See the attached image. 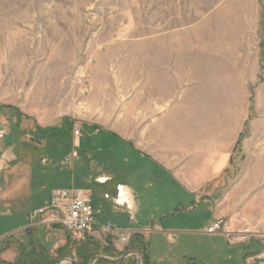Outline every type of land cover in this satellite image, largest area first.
<instances>
[{"label":"rangeland","instance_id":"rangeland-1","mask_svg":"<svg viewBox=\"0 0 264 264\" xmlns=\"http://www.w3.org/2000/svg\"><path fill=\"white\" fill-rule=\"evenodd\" d=\"M163 61L167 71L176 65L178 79H193L188 83L191 89L212 93L214 116L227 113L230 125L244 118L245 137L254 130L253 138H241L254 153L242 151L239 142L221 180L225 194L236 189L243 170L262 174L264 167L257 168L250 161L256 156L264 158V0H0V126L9 128L2 143L16 145L25 141L21 137L26 134L46 142L54 138L55 146L66 152L72 148L70 125L74 123L94 121L123 131L126 98L141 90L140 79H165ZM126 79H133V85ZM11 108L41 120L39 124L59 126L23 127L18 115L13 121ZM106 134L89 136L85 144L92 145ZM87 145L75 149L79 156L85 154ZM40 159L36 166L12 176V197L0 202V236L27 226V214L42 206L50 188L58 183L54 179L48 182ZM238 161H243L241 168ZM79 162L81 169H73V176L79 178L108 169L107 162L91 154ZM70 176L56 186L91 189L98 216L128 228L127 214L114 209L96 192L95 185L79 178L70 182ZM247 181L251 186L247 192L252 193L248 207L226 206L217 213L233 229L264 219V178H244L241 185L246 190ZM241 189L235 190V198L242 194ZM212 213L211 204H202L162 219L163 232L146 235L151 263L184 264L196 256L205 264H244L246 242L230 243L223 234L204 233ZM151 214L159 213L142 210L136 217L147 224ZM33 230L45 247V260H30V264H81L76 249L80 246L82 250L83 242L64 229L42 226ZM66 235L68 244L59 250ZM7 236L0 238L1 250L11 241L21 242L23 247L18 244L14 259H0V264H20L21 255L29 251L40 254L29 247L32 237L28 233ZM83 246L93 255H103L95 244ZM112 248L116 250L113 246L108 248L110 252ZM130 257L138 261L140 256L132 252L114 263L125 264Z\"/></svg>","mask_w":264,"mask_h":264},{"label":"crops","instance_id":"crops-1","mask_svg":"<svg viewBox=\"0 0 264 264\" xmlns=\"http://www.w3.org/2000/svg\"><path fill=\"white\" fill-rule=\"evenodd\" d=\"M162 64L163 78L165 79H140L141 90H136L131 94V97L126 98L123 131L112 125L99 126L100 123L93 121L92 123L79 124L80 134L74 136L73 126L70 125L72 148L63 152L51 141L54 138H50V141L46 142L38 135L40 139L25 134L21 137H24L25 141H19L16 145L2 143V140L9 133L7 127V133L0 139V202L12 197L13 192L10 189L13 183L12 176L15 174V176L21 175L24 172L23 169L28 170V168L36 166L38 159L41 158L40 164L43 167L41 172L48 174L50 177H48V182L51 179L57 180L58 183L67 182L69 175H71L70 182H74L79 176H73V171L75 168L80 170L83 165L79 161H82L85 155L91 154L94 158L98 157L99 160L107 162L108 169L95 172L93 175L88 174L87 179H84L83 176L78 180L95 185L96 192H99L105 200L110 201L114 209H121L127 214V219L131 222L128 228L113 223L117 228L125 230L130 235L139 233L145 242L147 241L145 240L146 235L149 232H163L161 230L162 219L169 218L176 211L182 209L194 210L202 204L208 206L211 204L213 213L210 222L214 217H218L217 213L224 210L223 207L228 206V208L236 209L240 205L248 207L247 199L252 198V193L247 191L251 186L247 181L248 188L247 190L243 189V185H241L243 179L247 177L248 180H258L264 178V172L262 174L252 172L247 167L248 172L243 170L238 175L237 181H239V184L236 189L234 187L230 188L226 194L223 190V182H221L234 159L237 148L242 144V151L244 149L245 151L251 150L246 148L248 146L246 142H241V138L245 137L242 134L244 118L241 120L235 119L230 125L227 113L222 114L220 117L214 116L212 93L198 91V88L195 91V87L191 89L192 87H188V83H191L193 79H178L176 65L172 71H167L164 61ZM129 82L132 86L134 81L133 79L131 81L126 79V83ZM11 109L14 111L13 121L16 120V114L21 121L20 124L23 127H30L31 130H34L32 126L35 124L45 128L59 126L39 124L41 120L29 119L24 117L19 110ZM90 128H92V131L89 130ZM102 131L107 132L104 139H99L98 142L92 141V145L85 144L89 136L99 135ZM34 133L36 134V132ZM251 134L252 137L247 136L245 139L253 138L254 130L251 131ZM238 142H240L239 146ZM82 144L87 145L88 149L83 156H79L78 153L80 152L75 149L81 148ZM254 150L251 151L254 153ZM251 162L258 165L257 168L264 167V158L260 159V156L252 158ZM239 163L238 168H241L243 161L236 162V164ZM18 168L20 169L19 172ZM103 178H105V181L99 180ZM58 183L50 189L52 190L56 185H60ZM65 185L56 187H67L73 184ZM118 185L125 189L129 202L133 203L135 214L132 218L129 217L123 205H118L113 201ZM240 187L243 189H241L242 194L235 198V190L238 192L237 190ZM51 190L46 195L44 204L40 207L48 204ZM230 201L233 203L230 204ZM93 210L98 222L107 221H103L98 216L99 209L95 210L94 192ZM142 210L159 214H151L148 217L147 224H144L136 217L137 213ZM27 216V223H29L30 213ZM260 222H264V219H260L258 224L247 223L256 233L248 242L243 244L244 249H246L243 258L244 264H264V223L259 224ZM28 226L29 224L4 233L0 238L8 239L9 236L7 235L10 233H28L32 237L29 247L40 250L42 253L45 252L44 245L34 236L35 230H33L42 226ZM43 227L64 229L62 226L53 227V225ZM204 233L211 235L206 232V229ZM66 234L68 235L67 232ZM67 235L58 248L66 245ZM86 242L99 246L101 250L102 247L106 246L104 249L109 252V256H107L109 258L117 257V254L128 245V243L124 244L113 239L109 234L101 232L98 228ZM8 244L5 249H0L1 260L14 259L17 255V245L19 244L20 248L23 247L21 242L16 245V242L11 241ZM113 246H116V250L112 248L113 252H110L108 248L111 249ZM259 246L262 247L259 248ZM146 250L149 256L148 246ZM30 259L34 260V258ZM192 261L197 264H205L203 260L196 256L189 258L184 264H191Z\"/></svg>","mask_w":264,"mask_h":264},{"label":"built area","instance_id":"built-area-1","mask_svg":"<svg viewBox=\"0 0 264 264\" xmlns=\"http://www.w3.org/2000/svg\"><path fill=\"white\" fill-rule=\"evenodd\" d=\"M7 130L0 127V139L4 137ZM80 134L78 123L73 125V135ZM105 181V178L99 179ZM114 203L123 205L132 218L135 208L129 202L125 189L120 185L116 187ZM60 224L68 234L76 241L85 242L98 228L101 232L109 234L110 237L128 243L130 234L123 229L117 228L111 222H98L93 210V192L89 188L55 187L51 190L49 202L46 206L39 207L30 212L29 226H51ZM206 232L209 234H223L230 243H245L256 233L249 226L239 229L230 228L221 217H214L208 224Z\"/></svg>","mask_w":264,"mask_h":264},{"label":"trees","instance_id":"trees-1","mask_svg":"<svg viewBox=\"0 0 264 264\" xmlns=\"http://www.w3.org/2000/svg\"><path fill=\"white\" fill-rule=\"evenodd\" d=\"M238 144H239V142H238ZM67 244H68V241H67L66 245L63 247H60L59 250H63L67 246ZM81 244H82V250L79 248L80 247L79 246L76 249V252L78 253V255L81 258L80 259L81 264H88V262L90 261L89 259L93 258L96 255L89 253V247L86 248V246H83V245H85V242L81 243ZM104 248H106V247H102V250H101L103 256H109L108 252ZM146 248H147V243L144 241L142 235H140L139 233H133L129 238L128 245L126 246V248L123 251H120L118 253L119 255L117 254V257L120 256L121 254H123L127 250H131V251L137 250L136 252L139 253V256L141 259V264H152L150 259H149L148 254H147ZM23 254L21 255L22 258H21L20 264H30V260H31L30 258H34L35 260H37L39 262L45 260L42 257V252H40V254L39 253H33V252L32 253L29 252L26 255L25 254L23 255ZM97 255H99V254H97ZM10 264H12V263H10ZM93 264H115V263L113 261H108V260H105L103 258H97L93 261ZM125 264H137V260L130 257V259H128V262H126ZM191 264H197V263L192 261Z\"/></svg>","mask_w":264,"mask_h":264},{"label":"water","instance_id":"water-1","mask_svg":"<svg viewBox=\"0 0 264 264\" xmlns=\"http://www.w3.org/2000/svg\"><path fill=\"white\" fill-rule=\"evenodd\" d=\"M61 227V225L60 224H53V227ZM132 252H134V251H129V250H127V251H125L123 254H121L120 256H118V257H115V258H109V257H107V256H103V255H96V256H94L93 258H91L90 259V261H89V264H92L93 263V261L95 260V259H97V258H103V259H105V260H108V261H113V262H115V261H119V260H121V259H123V258H125L127 255H129V254H131ZM138 264H141V259H140V257L138 258ZM74 264V263H73Z\"/></svg>","mask_w":264,"mask_h":264},{"label":"flooded vegetation","instance_id":"flooded-vegetation-1","mask_svg":"<svg viewBox=\"0 0 264 264\" xmlns=\"http://www.w3.org/2000/svg\"><path fill=\"white\" fill-rule=\"evenodd\" d=\"M137 264H138V262H137Z\"/></svg>","mask_w":264,"mask_h":264}]
</instances>
